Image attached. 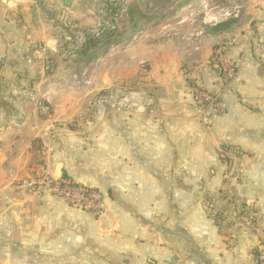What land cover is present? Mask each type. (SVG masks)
Segmentation results:
<instances>
[{"label": "crops", "instance_id": "crops-1", "mask_svg": "<svg viewBox=\"0 0 264 264\" xmlns=\"http://www.w3.org/2000/svg\"><path fill=\"white\" fill-rule=\"evenodd\" d=\"M42 7L0 0V264H251L264 254V9L246 26L204 12L181 28L178 50L131 58L152 89L121 105L117 84L119 104L78 107L54 103L47 70L59 46ZM220 45L236 69L229 80L211 64ZM193 88L220 112H198ZM44 172L98 190L100 213L22 185Z\"/></svg>", "mask_w": 264, "mask_h": 264}, {"label": "rangeland", "instance_id": "rangeland-1", "mask_svg": "<svg viewBox=\"0 0 264 264\" xmlns=\"http://www.w3.org/2000/svg\"><path fill=\"white\" fill-rule=\"evenodd\" d=\"M39 1L52 20L59 46L50 55L47 70L48 74L56 75L50 86L55 94L54 103L78 107L119 104L121 101L115 103L117 84L123 95L121 105L130 104L132 93L137 89H152L148 87L146 64L136 72L131 58L152 50H178L182 42L178 35L182 33L181 28L184 31L185 26L192 25L191 21L204 12L218 17L220 14H228L229 18L237 16L246 26L248 17L264 9V0ZM129 10L134 14L133 21L126 15ZM81 46L87 49L82 50ZM115 79L122 82L119 84L117 80L115 84ZM85 81L90 83L86 85ZM184 180L178 179L182 185L194 189V178ZM190 195L193 192L188 193L187 200H194Z\"/></svg>", "mask_w": 264, "mask_h": 264}, {"label": "built area", "instance_id": "built-area-1", "mask_svg": "<svg viewBox=\"0 0 264 264\" xmlns=\"http://www.w3.org/2000/svg\"><path fill=\"white\" fill-rule=\"evenodd\" d=\"M218 17V16H217ZM220 17L228 18V14H220ZM226 51V45L219 46L215 49L211 64L219 72L222 78L231 79L235 74V67L232 63L225 61L223 55ZM90 82L85 81L88 85ZM192 99L198 111H209L211 114L220 112V104L216 98L207 92H203L197 88L192 89ZM22 185L32 188L36 195L49 191L52 195L63 200L72 208L83 212L98 215L101 210L103 195L96 189L73 183L66 178H51L47 172H44L38 179L33 182L23 181ZM251 264H264V254L256 256Z\"/></svg>", "mask_w": 264, "mask_h": 264}, {"label": "trees", "instance_id": "trees-1", "mask_svg": "<svg viewBox=\"0 0 264 264\" xmlns=\"http://www.w3.org/2000/svg\"><path fill=\"white\" fill-rule=\"evenodd\" d=\"M126 15H128L129 16V20H131V21H133V18H134V14L129 10L128 12H127V14ZM218 28H221V25L220 26H218ZM88 43H90V41H88ZM81 49L82 50H86L87 49V47H85V46H81ZM83 54V53H82ZM90 59V58H89Z\"/></svg>", "mask_w": 264, "mask_h": 264}, {"label": "water", "instance_id": "water-1", "mask_svg": "<svg viewBox=\"0 0 264 264\" xmlns=\"http://www.w3.org/2000/svg\"><path fill=\"white\" fill-rule=\"evenodd\" d=\"M57 172L59 173V168H57ZM60 178H64V175H61Z\"/></svg>", "mask_w": 264, "mask_h": 264}]
</instances>
